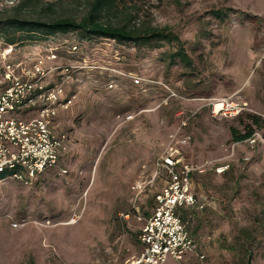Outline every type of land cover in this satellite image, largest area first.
<instances>
[{
	"label": "rangeland",
	"instance_id": "1",
	"mask_svg": "<svg viewBox=\"0 0 264 264\" xmlns=\"http://www.w3.org/2000/svg\"><path fill=\"white\" fill-rule=\"evenodd\" d=\"M20 1L0 0V17L12 15ZM26 2L25 16L43 12L54 18L80 17L86 1ZM125 3L138 22L169 27L191 63L171 59L175 44L163 42L136 46L68 31L5 45L0 33V92L7 85L4 63L28 66L53 51L51 64L72 67L64 87L66 95L74 96L52 123L55 134L66 136L60 162L67 164V173L46 170L29 185L8 174L0 180V264H107L108 247L121 233L118 226L128 220L139 227L142 209L152 205L166 182L164 173L150 178L153 159L138 163L143 177L134 179L131 173L129 186L111 184V154L120 155L126 143L137 146L154 136L157 157L174 132L188 136L183 163L228 166L222 174L206 169L191 176L192 192L204 208L185 209L182 220L189 219L188 229L205 256L196 264H264V230L256 223L264 210V146L237 143L230 132L244 133L251 124L248 115L264 120V0ZM217 9L223 13L220 18L212 15ZM72 45L76 50L71 52ZM135 76L142 78L139 85L133 83ZM59 81L61 74L50 71L43 84ZM219 98L240 99L248 106L233 118L212 117L210 102ZM34 102L20 117L36 115L40 103ZM127 115L134 117L127 120ZM6 116L19 117L15 112ZM251 127L264 139L262 123ZM136 182L141 187L133 190ZM114 189L127 191L128 198L125 193L123 199L107 198ZM116 209L121 215L112 214ZM89 224L96 229H80ZM68 247L76 252L67 254Z\"/></svg>",
	"mask_w": 264,
	"mask_h": 264
},
{
	"label": "built area",
	"instance_id": "2",
	"mask_svg": "<svg viewBox=\"0 0 264 264\" xmlns=\"http://www.w3.org/2000/svg\"><path fill=\"white\" fill-rule=\"evenodd\" d=\"M75 50L76 45H72L70 51ZM8 51L9 48L6 49ZM55 59L56 54L50 51L37 56L28 66L11 62L3 65V79L7 85L0 92V173L4 172L9 178L25 185L31 184L37 175L47 169L56 168L60 175L67 172L57 166L59 151L64 149L66 136L55 134L52 123L58 111L67 109L73 102L74 96L66 95L64 87L72 67L51 64ZM82 67L78 66L77 69ZM50 71H58L61 81L46 86L43 81ZM132 80L139 85L142 78L135 76ZM171 95L175 94L171 92ZM34 101L40 103L36 115L26 119L20 117L21 110ZM247 106V102L240 99L219 98L210 102L209 113L212 117L233 118L243 113ZM9 112H15L19 117H7ZM185 124L181 122V126ZM247 141L260 142L264 146V139L256 131ZM187 142L188 136H178L177 132L168 136L164 151L154 163L153 174L155 177L158 171L163 170L167 176L166 182L155 195L152 213L140 228V254L123 264H169L170 260H183L187 254H195L200 261L204 259L178 211L181 208H204V203L192 192L193 173L211 169L216 174H222L228 166L212 162L195 165L183 163L181 151ZM140 185L136 182L131 188L137 190Z\"/></svg>",
	"mask_w": 264,
	"mask_h": 264
},
{
	"label": "trees",
	"instance_id": "3",
	"mask_svg": "<svg viewBox=\"0 0 264 264\" xmlns=\"http://www.w3.org/2000/svg\"><path fill=\"white\" fill-rule=\"evenodd\" d=\"M85 1V9L80 17L54 18H48L43 12L27 17L23 13L27 4L26 0L17 2L12 15L0 17V33L4 37V44L12 45L24 39L38 40L54 32L76 31L85 38H109L119 43H132L136 46L162 42L175 44L176 50L170 55L171 59H178L187 65L191 63L182 41L169 27H157L138 22L135 15L131 14L125 0ZM35 11L37 9L32 10V12ZM212 15L220 18L223 13L217 9L212 11ZM247 117L251 124L244 126L246 127L244 133L238 135V132L231 128L230 132L234 141L248 138L254 132L251 125L261 123L264 125V120L258 116L248 115ZM5 176L6 173H0V180ZM256 223L264 230V210L256 219Z\"/></svg>",
	"mask_w": 264,
	"mask_h": 264
},
{
	"label": "crops",
	"instance_id": "4",
	"mask_svg": "<svg viewBox=\"0 0 264 264\" xmlns=\"http://www.w3.org/2000/svg\"><path fill=\"white\" fill-rule=\"evenodd\" d=\"M133 117L134 116L127 115L125 117V119L130 120ZM153 141H156V137H154V136H153V138H146V140H142L141 144H139L137 146H132L130 143H126L124 145L123 149L121 150L120 155L116 154V153H112L110 156L111 157V164L109 165V168H108V171L112 175L110 174V176L108 178V182H110L111 184L123 183V184H128V186H129V183L131 182V173H134V175L132 176V178H134V179L143 177L140 174L141 170L139 171V166L141 164L138 165V163L139 162H151L153 159H155V161H156V159L160 156V154H159L156 157V155L159 151V147H158L159 145L157 146L156 142H153ZM235 142H237V143L244 142V143L248 144V146H250V147L257 144L256 141H250V142L247 141V138L243 139V140L235 141ZM130 153H132V155ZM63 155L64 154H61V152L59 151V160H58L57 166L59 168H64L68 171L67 164H65V162H60ZM110 157H109V160H110ZM62 161H63V159H62ZM74 167H75V164L72 165V168H74ZM143 168H144V166H143ZM47 170H53L54 172H56V174H58V169H56V168H51V169H47ZM154 170H155V165H154L152 173L149 174L150 178H154L153 177ZM143 172H145V169L143 170ZM163 173L165 174V177L167 179L166 173L163 170L159 171L158 175H156L155 178L160 177ZM58 175H60V174H58ZM166 179H165V181H166ZM128 186H127V189L129 191ZM161 189L158 192H160ZM111 193H112L113 197L107 196V198L113 199L115 196V197H121L123 199L124 193L126 194V198H128V192L127 191H121L120 192L117 189H114L113 191H111ZM154 205H155V200L152 202V205L149 206L148 208H146L144 206V208L142 209V213H143L144 217H138V220L141 221V224L139 225V227H137L135 225V222H129L128 220L121 222V225L118 226V227H120L121 233H119V235H117L115 237L114 241L111 243L112 244L111 247H108V257L106 259L107 264H123L124 262L131 260L132 258H135L140 254V252L142 250V245L138 240V234L140 232V228L144 224L145 219L152 213ZM185 209H188V208H181L178 211L181 219L184 218V216L182 215V212ZM123 211H124L123 213H125V210H123ZM114 213H116V215H117V213L121 215L122 210L116 209V211H113L112 214H114ZM128 216H129V214L126 213L124 215V218L128 219ZM188 221H189V219H186L187 223H188ZM81 226H79V228ZM89 227H90V229H92L90 231H93L96 229L94 226H92V225L90 226V224H89ZM111 227H113V224L111 225ZM79 228L77 227V229H79ZM77 229H75V230H77ZM68 248L69 249H67V254L69 253V251L71 254L73 252H76L75 249L72 250L73 247H68ZM196 262L198 263V259H197L195 254H187L183 258V260H181L179 262L170 260L169 264H196Z\"/></svg>",
	"mask_w": 264,
	"mask_h": 264
},
{
	"label": "bare ground",
	"instance_id": "5",
	"mask_svg": "<svg viewBox=\"0 0 264 264\" xmlns=\"http://www.w3.org/2000/svg\"><path fill=\"white\" fill-rule=\"evenodd\" d=\"M91 226V225H90ZM81 230H85V231H87V230H92V229H90V227H89V225H85L84 227H82V228H80ZM70 230V229H69ZM71 230H74V229H71ZM66 231H68L67 229H66ZM29 235V234H28ZM87 235H88V233H87ZM86 235V236H87ZM89 237V236H88ZM87 237V238H88ZM0 238H1V236H0ZM82 239V238H81ZM61 240V239H60ZM80 241V240H79ZM65 243V242H64ZM66 244V243H65ZM65 250V249H64ZM69 253H70V251H69Z\"/></svg>",
	"mask_w": 264,
	"mask_h": 264
}]
</instances>
